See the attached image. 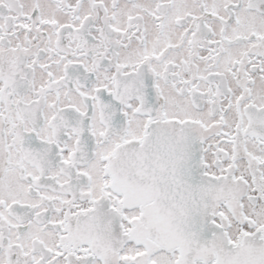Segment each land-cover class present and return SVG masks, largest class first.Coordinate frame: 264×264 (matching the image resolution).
Here are the masks:
<instances>
[{
	"label": "snow or ice",
	"instance_id": "6c2138e0",
	"mask_svg": "<svg viewBox=\"0 0 264 264\" xmlns=\"http://www.w3.org/2000/svg\"><path fill=\"white\" fill-rule=\"evenodd\" d=\"M0 264H264V0H0Z\"/></svg>",
	"mask_w": 264,
	"mask_h": 264
}]
</instances>
